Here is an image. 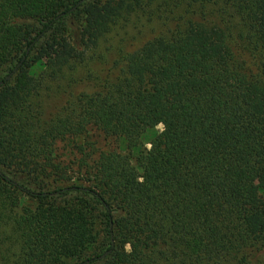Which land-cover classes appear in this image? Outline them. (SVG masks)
<instances>
[{"label":"trees","instance_id":"1","mask_svg":"<svg viewBox=\"0 0 264 264\" xmlns=\"http://www.w3.org/2000/svg\"><path fill=\"white\" fill-rule=\"evenodd\" d=\"M0 264H264V0H0Z\"/></svg>","mask_w":264,"mask_h":264},{"label":"rangeland","instance_id":"2","mask_svg":"<svg viewBox=\"0 0 264 264\" xmlns=\"http://www.w3.org/2000/svg\"><path fill=\"white\" fill-rule=\"evenodd\" d=\"M172 18V13L169 15L161 13H154L153 15H136L133 14L125 20L120 21L113 28L112 32L106 36V38L100 42L99 47L95 51V58L88 61L86 65L81 67L76 72L78 76H85L87 72H91L93 77L98 78L97 82L103 80H110L114 77V62L119 59V48H129L132 46H138L146 39H149L156 31L161 29L163 25H169L168 19ZM166 25V27H167ZM68 33L74 35L77 30L75 22L67 23ZM42 61H45V57L42 56ZM96 81H91V84ZM57 100L50 96L48 99L43 98L44 104V116L47 118L50 114H55L57 109L54 108V103ZM58 102V101H57ZM161 128L158 127L157 130ZM89 142H100L102 139L97 133L89 131V136L86 138ZM83 138L79 139L82 141ZM70 144L68 142L60 143L57 145V154L63 159H66L69 155Z\"/></svg>","mask_w":264,"mask_h":264}]
</instances>
